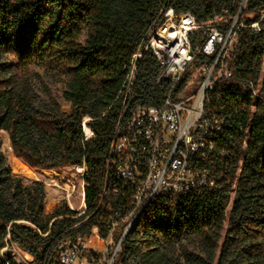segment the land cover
<instances>
[{
    "label": "trees",
    "instance_id": "obj_1",
    "mask_svg": "<svg viewBox=\"0 0 264 264\" xmlns=\"http://www.w3.org/2000/svg\"><path fill=\"white\" fill-rule=\"evenodd\" d=\"M170 8L195 16L194 47L203 44L204 27L227 33L237 22L232 78L216 83L209 103L224 123L198 159L214 186L202 195L154 198L125 237L116 264H264V0H0V264H18L7 252L13 245L32 264H45L61 241L91 234L109 208L128 212L134 192L110 175V149L130 62ZM214 62L215 56L196 55L184 82ZM38 70L63 87L70 115L55 101L40 100ZM159 70L146 52L131 107L162 105L164 92L153 89ZM247 81L258 86L259 97L245 94ZM85 120L94 134L89 139ZM2 133L14 157L35 172L85 165L86 213L79 217L64 203L48 214L46 186L13 174Z\"/></svg>",
    "mask_w": 264,
    "mask_h": 264
},
{
    "label": "built area",
    "instance_id": "obj_2",
    "mask_svg": "<svg viewBox=\"0 0 264 264\" xmlns=\"http://www.w3.org/2000/svg\"><path fill=\"white\" fill-rule=\"evenodd\" d=\"M236 23L227 33L213 25L204 27L203 44L194 47L191 37L200 29L195 16L177 14L172 8L162 10L136 53L137 61H131L128 67L125 80L130 95L116 128L108 160L112 178L113 174L131 173V182L123 185L133 190V204L124 216L109 208L108 213H103L104 222L94 226L91 234L61 241L56 258L46 260L45 264H116L122 246L121 237L117 239L116 235L122 229L126 232L138 210L162 195H202L214 186L208 172L199 167L198 159L205 156L207 143L216 138L224 123L211 111L209 103L216 83L232 78L228 60L236 42ZM253 28L259 30V24ZM146 52L152 53L159 63V75L153 89L163 91L164 99L159 107L133 108L129 99L137 79L138 62ZM200 54L215 56V62L201 67L197 70L200 71L198 76L193 73L185 83L196 55ZM242 86L258 87L250 81ZM192 89L195 92L190 96L188 91ZM83 126L86 138L93 137V132L87 131L86 120ZM189 165L198 166V175H190ZM75 170L82 179L81 207L86 205L83 188L87 169L83 165ZM62 191L63 201L72 207L77 187L71 185ZM108 214L111 215L106 217ZM103 232L107 235L103 236Z\"/></svg>",
    "mask_w": 264,
    "mask_h": 264
},
{
    "label": "rangeland",
    "instance_id": "obj_3",
    "mask_svg": "<svg viewBox=\"0 0 264 264\" xmlns=\"http://www.w3.org/2000/svg\"><path fill=\"white\" fill-rule=\"evenodd\" d=\"M233 46L230 49L231 52L233 50ZM37 72L40 75V78L36 79L35 81V89L40 97V100L44 103L55 101L60 106L62 113L70 115L72 113V105L65 100L63 87L55 83L43 70H38ZM199 72L200 71L195 70L193 72L194 76H198ZM194 92L195 89L189 90L188 95L192 96ZM1 139V151L8 159L13 174L21 178L25 183L29 184L32 182H42L46 186L47 198L45 201V208L48 214L53 213L57 208L61 207L65 203L63 201L64 192L62 191V189L67 188L71 185H75L77 187V194L72 200V207L67 202L66 204L71 210L77 212L79 217L83 214L85 209H80L82 179L80 178V175L77 173L75 168L59 169L50 172H35L23 162H17L18 159H14L15 157L13 153L12 156L7 154V150L4 148V146L6 144L10 145V141L6 133L1 134ZM85 221L86 220H84L82 223H84ZM82 223H78L77 226ZM7 252L13 256L18 264H32L35 261L32 256L20 250L15 245H13Z\"/></svg>",
    "mask_w": 264,
    "mask_h": 264
},
{
    "label": "bare ground",
    "instance_id": "obj_4",
    "mask_svg": "<svg viewBox=\"0 0 264 264\" xmlns=\"http://www.w3.org/2000/svg\"><path fill=\"white\" fill-rule=\"evenodd\" d=\"M147 34H149V30H148ZM132 61H137V54L134 55ZM244 90H245V94L251 92V94H253L254 97H256V98L259 97L257 90H255L254 88H244ZM128 95H130V88L127 87V81H126V84L124 87V101H125V103H127ZM220 121H223V119L221 117H220ZM87 129H88L87 131H89V128H87ZM221 130H222V126L220 127V131ZM4 148L7 150L8 155H10V156L13 155L12 154L13 153L12 148L9 144H6L4 146ZM210 149H213L212 143H211ZM14 159L17 160L16 158H14ZM18 161L19 160H17V162ZM189 173H190V175H198V172L193 168V165H189ZM113 179L116 182H119L122 184L129 183V182H131V173L113 174ZM83 203H86L85 202V186L83 188ZM132 204H133V197L131 199L130 206H132ZM148 205H149V203H148ZM148 205H146V207L142 208L141 210H138V212L136 213V216H134L133 220L131 221V224H129L128 228H126V232H123V234L121 236V244H123L125 237L128 235V233L131 232L134 229V227L137 225V223L139 222V220L143 216ZM80 209H85L83 214H82V215H84L86 213V205L84 206V204H83L80 207ZM87 222H88V219H86V221L84 223L77 226V228H80L81 226H83V224H86ZM120 250H121V247H119V252H120Z\"/></svg>",
    "mask_w": 264,
    "mask_h": 264
}]
</instances>
